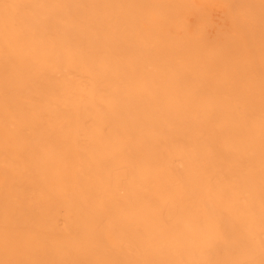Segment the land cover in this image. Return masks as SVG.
Returning <instances> with one entry per match:
<instances>
[{
	"label": "bare ground",
	"instance_id": "bare-ground-1",
	"mask_svg": "<svg viewBox=\"0 0 264 264\" xmlns=\"http://www.w3.org/2000/svg\"><path fill=\"white\" fill-rule=\"evenodd\" d=\"M225 1L0 0V264H264V0Z\"/></svg>",
	"mask_w": 264,
	"mask_h": 264
},
{
	"label": "rangeland",
	"instance_id": "rangeland-1",
	"mask_svg": "<svg viewBox=\"0 0 264 264\" xmlns=\"http://www.w3.org/2000/svg\"><path fill=\"white\" fill-rule=\"evenodd\" d=\"M171 1H172V0H171ZM217 2L219 3L220 6H219V7L215 6L216 10H211L212 14H214V18H213L214 22H213L212 18L210 17V14H209L210 11H209V13L206 15L208 21H207L206 23H203V25L205 26V29L208 30L209 33H212V31L214 30V25H216L215 22H218L219 20H220V21H223V19L221 18V13H222L221 9L224 8V7L226 6L227 2H226L225 0H217ZM177 3H178V5L182 6V5L179 3V1H177ZM187 17L193 18V17H195V16H194L192 13H188V14H187ZM190 18H189V19H185V18H184V19H185L187 22H188V20H189V22L192 23V24L194 25L195 22H191V21H190ZM182 19H183V18H182ZM200 21H201V19H200ZM190 23H189V25H190ZM196 24H197V23H196ZM193 25H191V26H193Z\"/></svg>",
	"mask_w": 264,
	"mask_h": 264
}]
</instances>
